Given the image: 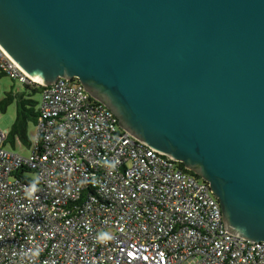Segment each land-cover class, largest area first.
<instances>
[{"label":"water","instance_id":"obj_1","mask_svg":"<svg viewBox=\"0 0 264 264\" xmlns=\"http://www.w3.org/2000/svg\"><path fill=\"white\" fill-rule=\"evenodd\" d=\"M0 47L37 83L77 78L264 242V0H0Z\"/></svg>","mask_w":264,"mask_h":264},{"label":"built area","instance_id":"obj_2","mask_svg":"<svg viewBox=\"0 0 264 264\" xmlns=\"http://www.w3.org/2000/svg\"><path fill=\"white\" fill-rule=\"evenodd\" d=\"M0 69L35 81L1 47ZM43 86L29 156L0 128V264H264L263 241L225 230L207 181L77 78Z\"/></svg>","mask_w":264,"mask_h":264},{"label":"trees","instance_id":"obj_3","mask_svg":"<svg viewBox=\"0 0 264 264\" xmlns=\"http://www.w3.org/2000/svg\"><path fill=\"white\" fill-rule=\"evenodd\" d=\"M2 73L5 72L2 71ZM20 83L23 84L22 91H15L14 89H12L6 92L5 96L0 99V112H5L8 106L15 100L17 102L16 117L11 128L8 131V136L7 140L4 143V147H14L17 140L22 141V143L24 144L29 143L30 141L28 137V126L30 123L36 124L37 118L39 116V101L36 100L33 96L36 93L41 94L44 86L35 81ZM180 165L184 167V164L182 162H180ZM195 175L199 177V175Z\"/></svg>","mask_w":264,"mask_h":264},{"label":"rangeland","instance_id":"obj_4","mask_svg":"<svg viewBox=\"0 0 264 264\" xmlns=\"http://www.w3.org/2000/svg\"><path fill=\"white\" fill-rule=\"evenodd\" d=\"M12 89H14L15 91H19V90L22 91L23 84L20 83L18 80L12 79L9 75L2 73L0 69V99L5 96L6 92ZM33 97L40 102L42 96L40 93H36L34 94ZM16 111H17V102L15 100L8 106L5 112H0V128L2 130L9 131L15 120ZM36 133H37L36 124L30 123L28 126V137L30 142L24 144L22 143V141L17 140L16 145L14 147L7 146V148L17 151L24 156H29L32 151V144L36 139Z\"/></svg>","mask_w":264,"mask_h":264},{"label":"bare ground","instance_id":"obj_5","mask_svg":"<svg viewBox=\"0 0 264 264\" xmlns=\"http://www.w3.org/2000/svg\"><path fill=\"white\" fill-rule=\"evenodd\" d=\"M35 79V78H34ZM37 80V79H36Z\"/></svg>","mask_w":264,"mask_h":264}]
</instances>
